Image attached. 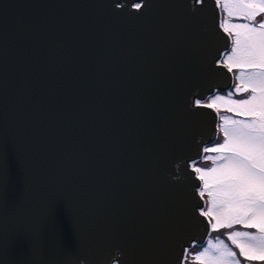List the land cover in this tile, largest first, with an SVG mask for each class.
I'll use <instances>...</instances> for the list:
<instances>
[{
    "label": "water",
    "instance_id": "1",
    "mask_svg": "<svg viewBox=\"0 0 264 264\" xmlns=\"http://www.w3.org/2000/svg\"><path fill=\"white\" fill-rule=\"evenodd\" d=\"M134 2L0 0L2 264H178L205 240L191 161L217 111L194 102L231 86L230 38L216 0Z\"/></svg>",
    "mask_w": 264,
    "mask_h": 264
},
{
    "label": "snow or ice",
    "instance_id": "2",
    "mask_svg": "<svg viewBox=\"0 0 264 264\" xmlns=\"http://www.w3.org/2000/svg\"><path fill=\"white\" fill-rule=\"evenodd\" d=\"M194 2L202 5L204 0ZM144 4L136 0L131 7L141 11ZM222 6L226 18L219 27L230 38V47L218 63L230 73L235 69L238 82L234 91L215 95L211 103H194L218 110L217 102H223L234 115L220 116L222 141L213 137L215 146L203 148V153H215L203 156L212 166L194 171L202 182L197 195L208 198L199 215L212 232L229 231L224 233L227 242L209 236L195 255L191 245L183 249L178 264H241V258L264 262V19L257 21L264 16V0H223ZM242 93H248L246 98H233ZM5 171L6 157L0 153V173Z\"/></svg>",
    "mask_w": 264,
    "mask_h": 264
},
{
    "label": "rangeland",
    "instance_id": "3",
    "mask_svg": "<svg viewBox=\"0 0 264 264\" xmlns=\"http://www.w3.org/2000/svg\"><path fill=\"white\" fill-rule=\"evenodd\" d=\"M222 3H223V0H221V3H220V5H219V9L221 10V23L224 21V19L226 18V13H225V10H224V8H223V6H222ZM264 18V16L261 18V19H263ZM260 19V20H261ZM233 22H235V21H233ZM225 52H223L222 53V55H221V57H220V59H219V61L220 60H222V58H223V54H224ZM232 73H233V79H232V84H231V86L229 87V89H227L226 91H224V92H221V91H215V92H213V93H211V94H209L207 97H205L203 100H201V103H205V104H208V103H211L212 102V100H214V98H215V95H221V96H223V95H225L226 94V92L227 91H229V90H232V91H234V86H235V84L238 82V81H236V79H235V75H236V70L235 69H233V71H232ZM233 98L234 99H243V98H246V97H241V98H237V97H234L233 96ZM218 103V110L220 111V114L221 115H234L233 113L231 114V113H229L227 110H226V107H224V105H223V102H217ZM220 115V116H221ZM222 123V121L221 120H219L218 121V123H217V130L219 131V125ZM215 145L214 144H207L205 147H209V148H211V147H214ZM204 147V148H205ZM204 155H215V153H203L198 159H197V161L194 163V165H193V167H204V168H207V167H210V166H212V162H211V164L209 165V166H202V163L203 162H205V160H203V156ZM198 163V164H197ZM200 163H201V165H200ZM198 175V174H197ZM202 183V182H201ZM200 186H201V184H200ZM199 186V187H200ZM207 196H205L204 197V204H203V207L202 208H205L206 209V207H207ZM237 227H239V226H237ZM227 231H229L228 229H220L218 232H212L211 231V229L209 230V235H208V237L209 236H211L212 238H215V237H217V236H219L221 239H225V241L227 242V239H226V236L224 235V233H226ZM204 245V244H203ZM193 246V244L191 245V247ZM200 250H202V247L199 249V250H194V251H192V254L193 255H195L196 253H198ZM241 264H264V262H261V261H245L244 260V258H241Z\"/></svg>",
    "mask_w": 264,
    "mask_h": 264
},
{
    "label": "trees",
    "instance_id": "4",
    "mask_svg": "<svg viewBox=\"0 0 264 264\" xmlns=\"http://www.w3.org/2000/svg\"><path fill=\"white\" fill-rule=\"evenodd\" d=\"M235 95H237V94H235ZM240 95V94H239ZM221 138V135H219V139ZM210 161H205V162H203V163H209ZM198 164V163H197ZM192 251H194V249L196 248V245H193L192 247Z\"/></svg>",
    "mask_w": 264,
    "mask_h": 264
},
{
    "label": "bare ground",
    "instance_id": "5",
    "mask_svg": "<svg viewBox=\"0 0 264 264\" xmlns=\"http://www.w3.org/2000/svg\"><path fill=\"white\" fill-rule=\"evenodd\" d=\"M264 19V18H263ZM207 97V96H206ZM218 111V110H217ZM191 162H193V161H191ZM193 166V165H192Z\"/></svg>",
    "mask_w": 264,
    "mask_h": 264
}]
</instances>
